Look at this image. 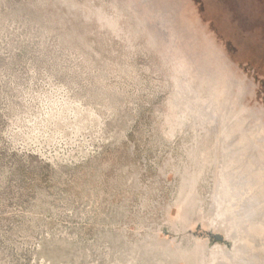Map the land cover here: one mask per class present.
I'll use <instances>...</instances> for the list:
<instances>
[{
	"label": "rangeland",
	"instance_id": "374dc122",
	"mask_svg": "<svg viewBox=\"0 0 264 264\" xmlns=\"http://www.w3.org/2000/svg\"><path fill=\"white\" fill-rule=\"evenodd\" d=\"M261 145L264 0H0V264L229 251L210 232L264 234ZM262 238L234 257L264 264Z\"/></svg>",
	"mask_w": 264,
	"mask_h": 264
},
{
	"label": "bare ground",
	"instance_id": "6f19581e",
	"mask_svg": "<svg viewBox=\"0 0 264 264\" xmlns=\"http://www.w3.org/2000/svg\"><path fill=\"white\" fill-rule=\"evenodd\" d=\"M164 24V23H163ZM201 111L202 112H204L202 109H201ZM204 114V113H203ZM221 114V113H220ZM205 115H208V114H205ZM222 115V114H221ZM196 116V115H195ZM230 116V115H229ZM207 117V116H206ZM224 117V116H223ZM234 117H236V115L234 114ZM197 118V117H196ZM219 113L217 114V113H214V116H213V118H211V121H213L216 125H217V127L218 126H220L221 125V123L222 122H220L221 120H219ZM231 118V117H230ZM230 118H228V119H230ZM224 119V118H223ZM227 119V120H228ZM235 119V118H234ZM228 121H230V120H228ZM225 122V121H224ZM225 124V123H224ZM230 124H231V122H230ZM227 127V126H226ZM231 127L232 126H229V133H228V135H230L231 133H230V131H231ZM220 134H221V132H220ZM219 135V134H218ZM220 136V135H219ZM218 139H219V137H218ZM241 146H246L247 148H242L241 149ZM235 148H236V150L234 149H232L231 147H226L225 148V150L227 151V157L229 158V159H232V160H234L235 162H239L240 160H241V158L243 157H245V155L250 151L251 153V157H255V158H257L258 156H259V150L256 148V147H254L253 146V144H252V142L251 141H249V140H246V142L243 144V145H236L235 146ZM210 151V150H209ZM209 153V152H208ZM211 153H212V151H211ZM210 153V155H213V154H211ZM198 153H196V154H193V156L194 155H197ZM202 154V153H201ZM206 154V153H205ZM207 156V155H206ZM194 157H196L197 158V156H194ZM205 157V156H204ZM201 158V157H200ZM207 158H208V156H207ZM194 160V159H193ZM205 160V159H204ZM195 161L197 162V160L195 159ZM253 161V160H252ZM194 163V162H193ZM194 165H196V164H194ZM190 170V169H189ZM193 171V170H192ZM194 172V171H193ZM192 176H194L193 175V173H192ZM197 176V175H196ZM198 177V176H197ZM192 179V182H194V179H193V177L191 178ZM187 182V181H186ZM192 182H189V183H192ZM188 183V184H189ZM186 184V183H185ZM193 185V186H192ZM185 185H183V187H184ZM192 187V188H191ZM191 189H193V187H194V184L192 183L191 184ZM185 188V187H184ZM184 188H183V191H184ZM189 191V190H188ZM185 192V191H184ZM185 197V196H184ZM193 197H196V196H193ZM215 197H217L216 195H215ZM181 198V197H180ZM190 199H192V202H194L193 201V198H191V197H189ZM188 198V199H189ZM187 199V200H188ZM189 199V200H190ZM184 201V200H183ZM187 202H189V201H187ZM191 201H190V203H192ZM183 203V202H182ZM217 203V202H216ZM193 204V203H192ZM181 206V205H180ZM187 206V205H186ZM219 206V205H218ZM189 208V207H188ZM186 209V207L184 206V208H183V214H182V216H180V220H181V223L182 224H185L186 222H190V221H192L193 222V220H190L191 218H188V212L190 211L189 209ZM185 209V210H184ZM201 213V212H200ZM205 214V213H204ZM202 217H204L203 216V214H202ZM220 217V216H219ZM193 218V217H192ZM196 218V217H195ZM216 220H218V219H216ZM198 221H200V217H198ZM212 222V221H211ZM221 222V221H220ZM220 222H218V223H220ZM193 223H196V221L194 220V222ZM216 223V222H215ZM208 224V223H207ZM204 225V224H203ZM253 230H255L254 228H253ZM215 235H220V234H214V233H212V232H210V237H214ZM221 237H222V239H223V243H225L227 246L226 247H228V248H231V242L230 241H227L226 239H225V237H223L222 235H220ZM176 242V241H175ZM177 243V242H176ZM173 244H175L174 242H168V243H165V245H166V248L169 250L170 248V250L172 251V247H171V245H173ZM177 245H179V244H177ZM194 245H195V247L191 250V251H187V250H181V245H179L178 247L179 248H177L178 250L180 249V253H181V255L180 256H178L177 257V259L175 260L174 259V257H173V259H174V261H179V263H180V261H184V263H186V264H209V261H210V256H209V251H210V245L208 244V242L206 241V239H202V240H200V241H198L197 239H195L194 240ZM177 247V246H176ZM167 249H166V251H167ZM176 249V250H177ZM174 250V249H173ZM165 251V250H164ZM176 252H178V251H176ZM167 254V253H166ZM179 255V254H178ZM167 258V257H166ZM167 259H169V257L167 258ZM164 260V259H163ZM165 261V260H164ZM170 261H172V260H170ZM170 263V262H169ZM178 263V264H179ZM174 264V263H173ZM177 264V263H176Z\"/></svg>",
	"mask_w": 264,
	"mask_h": 264
},
{
	"label": "flooded vegetation",
	"instance_id": "af4514ba",
	"mask_svg": "<svg viewBox=\"0 0 264 264\" xmlns=\"http://www.w3.org/2000/svg\"><path fill=\"white\" fill-rule=\"evenodd\" d=\"M184 72H186V71H184ZM181 73H182V71H181ZM191 109H192V114L195 115L194 114L195 113V109H193V108H191ZM202 110H204V109H202ZM208 110H209V107H208ZM208 113L209 114L206 115L207 116L206 117L207 123L208 124H215L213 121H211V118H213L214 113H212V112H208ZM259 142H263V141H261V139H259ZM255 143L252 142L253 146L256 147L259 150V147H257ZM260 147L263 148L264 146L261 145ZM242 148H247V147L246 146H241V149ZM232 149L236 150L235 146H234V148L232 147ZM214 150L215 151L216 150H220V147L216 146V147H214ZM242 159H243V157L241 158V160ZM237 164H239V162H235L234 160L229 159V161L226 163V167L229 170H238L240 168V165H237ZM253 228L255 230H253ZM215 230L216 231H221L222 228L221 227H215ZM214 234H217V233H214ZM224 234L226 236V240L230 241L232 243L231 244V248L229 250L230 252L228 250H226L225 248H223L222 246H218V245H215V246H212V247L210 246V251H209L210 261H209V264H243L244 263L243 260H241L239 258L236 259L234 257V254L232 253V250H235V252H238V253H248L249 254L251 251L249 249L243 248V246L245 247V246L253 245L254 249H256V247H259V246L262 245V244L257 245V241L259 239V240H261L260 242L262 243V241H263L262 235H264V234L259 233L257 231V228L255 226H253V224H250V223H247L244 226H242L240 224V228H239V230L237 231L236 234H234L232 231L231 232L228 231V232H226Z\"/></svg>",
	"mask_w": 264,
	"mask_h": 264
},
{
	"label": "water",
	"instance_id": "95a60500",
	"mask_svg": "<svg viewBox=\"0 0 264 264\" xmlns=\"http://www.w3.org/2000/svg\"><path fill=\"white\" fill-rule=\"evenodd\" d=\"M213 238H214L215 240H217V241H220V242L223 241V239H222V237H221L220 235H215Z\"/></svg>",
	"mask_w": 264,
	"mask_h": 264
}]
</instances>
